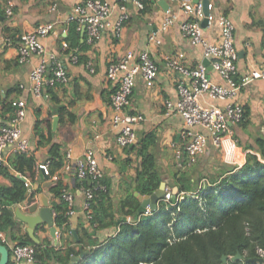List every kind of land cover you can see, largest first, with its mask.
<instances>
[{"label":"crops","instance_id":"1","mask_svg":"<svg viewBox=\"0 0 264 264\" xmlns=\"http://www.w3.org/2000/svg\"><path fill=\"white\" fill-rule=\"evenodd\" d=\"M11 1L13 4L11 17L6 16V6L0 1V123L8 120V114L3 113V102L7 104L15 99H23L26 102V114L20 123V129L22 136L30 143V154L28 156H33L35 160L31 171L32 178L31 180L26 179L31 188L38 185L34 195L42 192L48 197L53 216V205L63 200V198L62 195L61 197L54 196L52 188L60 185L62 194L65 192L71 196V205H68L65 201L73 212L68 217L70 232L71 229H75L76 233V228L80 222L85 226L88 225L86 223L87 216L83 211L85 199L83 190L87 186L83 182L85 181L89 185L93 183L91 179L78 178L73 169L63 167L64 154L67 150L71 151L74 158L82 157L83 152L87 149L94 151V156L102 172V178L109 182V191L115 206L126 193L128 184L126 181L134 177L135 169L139 164L135 150L129 151L127 147L119 148L116 145L117 130L109 124L112 112L109 106L110 88L105 81L106 67L108 62L118 60L126 51L137 53L147 50L158 67L157 78L151 88H146L141 77L137 76L127 112L140 116L135 128L136 142L143 132H156L158 138L151 151L162 173L163 181L170 184L172 189L176 188L173 183L174 175L178 174L179 176L183 171L192 169L200 160H206L205 162L209 165L211 174L228 169L229 165L226 166L222 163V161L228 159L223 148L214 149L209 147L208 151L199 156L192 164H188L189 158L185 153H181L179 157L176 156V150L183 149V141L180 137L183 122L177 114L166 115L163 103L165 100L175 99V83L178 76L166 70L165 57L182 54L180 62L186 67L194 68L198 64L207 66L202 48L193 45L180 32L179 25L186 19L180 8L181 0H150L152 11L146 14H139V10L135 8L134 4L128 1L125 5L128 8L130 18L125 22L120 38H114L111 34L103 35L100 40L93 44L86 42V49L78 51L77 48H73L69 52L61 50V44L67 35L69 26L66 22V16L72 6L79 0ZM104 1L112 5L109 17L111 22H116L120 14L118 6L120 0ZM209 1L214 4L215 15H225L234 26L233 38L237 53L235 62L236 78L252 69L263 67L264 0ZM53 5L54 8H52ZM166 12L175 13L177 23L166 33L157 32V37L161 39L160 46L150 45L147 39L148 35L157 31ZM43 23L54 24L52 33L41 39L46 53L47 55L55 54L64 62L70 81L65 85H57L50 90L44 88L40 96H35L30 90L28 76L39 63V57L32 56L27 63L20 64L17 61V46L19 37L23 32ZM199 24L204 30V37L208 41H216V27L214 25L208 27L206 24L201 25V21ZM81 36L83 35L81 34ZM70 53L85 57L86 62L72 64L67 59ZM87 64L90 65V68H87ZM207 74L215 82L222 83V80L213 70L207 68ZM72 100H75V103L73 106H69L68 103ZM233 101L240 103L243 110L248 113V124L243 129L239 125L233 128L234 137L238 141V155L232 161L233 165L239 166L245 158L246 150L244 147L246 145L254 146V138L264 136V80L257 79L242 87ZM214 103L224 106L227 102ZM89 104H94L95 107L86 109ZM61 106H66L69 111L76 114L77 119L73 124L60 123L58 109ZM54 118H57V123L53 128ZM36 127L44 136V140L41 142L39 136L36 135ZM252 135L253 139L251 138ZM4 155V166L7 168V172L14 174L7 161V158L11 157L12 154L6 152ZM41 161L48 163L51 174L58 177L57 181L52 182L49 179L48 181L51 184L46 183L43 175L40 172H35V164ZM57 162L60 163L59 168H56L55 163ZM14 175L17 176V174ZM190 177L189 182L180 180L186 194L195 192L194 190L202 184L205 178L198 175H190ZM0 186H10L8 178L1 173ZM133 193L137 198L143 196L136 191ZM15 207H19L22 211L26 210L28 214H36L39 210L37 202L31 203L26 209L24 203L23 206L16 203L9 207L10 214ZM1 212L2 208L0 214ZM11 215L15 224L14 227L6 230L0 229L7 240L6 243L0 241V244L4 245L8 251L11 244L20 243L27 235L26 225L13 214ZM76 215L77 218L74 219L75 225L73 228L71 218ZM56 228L55 244L46 225L38 226L35 230V236L39 240L38 243L45 241L56 247L66 246L67 238L62 241L59 238L60 229L57 226ZM112 231V229L101 230L98 231V235L103 238ZM64 236L67 237L66 234ZM71 236H73L72 233Z\"/></svg>","mask_w":264,"mask_h":264},{"label":"trees","instance_id":"2","mask_svg":"<svg viewBox=\"0 0 264 264\" xmlns=\"http://www.w3.org/2000/svg\"><path fill=\"white\" fill-rule=\"evenodd\" d=\"M140 2L143 7L139 14L152 11L150 0ZM68 25L63 39L68 46L65 52L86 49L85 37L81 36L77 24ZM78 62L85 63V57L78 56ZM74 103L72 100L68 105ZM2 104L3 113L9 119L14 108L10 102ZM58 110L60 123L76 121V114L66 106ZM247 118L248 113L243 110L237 125L243 129L248 124ZM35 132L40 142L43 141L44 136L37 127ZM157 138L155 131L143 132L136 144L127 147L129 151L135 150L139 164L134 177L126 181V193L117 206L112 202L105 178L100 180L104 189H94L93 184L83 182L93 196L89 213H85L88 225L80 222L75 237L71 236L68 221L72 209L63 200L53 205L54 223L60 229L59 238L62 241L67 238L66 246L56 247L45 241L36 244L27 235L20 243L34 247L40 264H258L245 259L259 257L264 264V136H256L254 146L244 147L246 153L241 165L203 176L206 183L195 192L184 193V186L180 184V180L190 181L188 172L175 174L176 192L170 200H159L154 210L145 213L140 211V202L133 192L150 196L163 181L151 151ZM7 161L14 174L31 180L33 156L14 153ZM55 165L60 167L59 162ZM0 173L10 181V186H0V229L6 230L15 225L9 207L25 199L27 186L9 174L4 164H0ZM52 192L61 197V186L52 188ZM105 229L113 231L100 238L98 231ZM237 254L240 258L233 259Z\"/></svg>","mask_w":264,"mask_h":264},{"label":"built area","instance_id":"3","mask_svg":"<svg viewBox=\"0 0 264 264\" xmlns=\"http://www.w3.org/2000/svg\"><path fill=\"white\" fill-rule=\"evenodd\" d=\"M0 1L6 6V16L11 17L12 1ZM128 1H131L137 10L143 7L140 0H120L119 17L116 22H111L109 17L112 11L111 4L104 0H79L67 14L66 22L76 23L77 28L84 31L83 35L88 44H93L103 35L108 34L120 38L124 24L130 18L125 5ZM180 8L186 16L179 25L180 32L193 45L202 48L207 66L198 64L194 68L186 67L180 62L182 54L165 57L166 70L178 76L175 83V99H168L163 103L166 115L177 114L183 122V129L180 132L183 149L176 150V156L185 153L189 158L188 164H192L199 156L206 153L209 147H212L223 148L226 157L232 161L238 155V141L234 137L233 128L241 121L243 115L242 105L233 100L242 87L257 79L264 80V66L252 69L236 78L237 53L234 47V26L230 19L223 14L215 15L214 4L209 0L206 5L202 0L196 3L192 0H181ZM204 19L207 27L212 25L216 27V41L211 42L204 37V30L199 24ZM176 21L175 13L166 12L157 31L148 35V43L160 46L161 39L157 37V32L166 33L177 23ZM53 29V23H43L23 32L19 37L17 61L24 64L32 56L39 57V63L28 76L30 90L35 96H40L44 88L65 85L70 81L64 62L55 54L47 55L41 42V39L51 34ZM67 49V43L63 41L61 50ZM67 59L72 64L78 63V56L75 53H70ZM87 65V68H90V65ZM207 68L219 76L222 80L221 84L207 74ZM157 74L158 67L147 50L137 53L126 51L118 60L108 62L105 81L110 88L109 106L112 113L109 124L117 130L115 143L119 148L132 146L136 142L135 128L140 116L128 113L127 109L130 107V96L137 76L141 77L146 88H151ZM214 102L227 103L219 106ZM10 104L14 108V113L7 122L0 123V164H4L6 152L30 154V143L22 136L20 129V123L26 114V102L23 99H15ZM63 167L73 169L80 179H91L94 189H104L103 184L100 183L102 172L93 150L87 149L80 158H74L71 151L67 150L64 154ZM35 172H40L52 182L58 179L56 175L51 174L48 163L44 161L35 164ZM27 184L29 183L26 179L25 185ZM83 194L85 197L83 211L87 214L93 194L90 188H85ZM172 194V187L165 182L162 200L169 201ZM62 198L71 205L70 195L64 192ZM18 204L23 206V201ZM148 211H150L148 207L143 210L145 213ZM72 213L70 210L69 215ZM0 241L7 242L1 230ZM9 261L11 264H39L35 258L34 247L18 242L9 246Z\"/></svg>","mask_w":264,"mask_h":264},{"label":"water","instance_id":"4","mask_svg":"<svg viewBox=\"0 0 264 264\" xmlns=\"http://www.w3.org/2000/svg\"><path fill=\"white\" fill-rule=\"evenodd\" d=\"M199 0H193V2H198ZM208 0H202L203 4L206 5ZM206 24V20L201 21V25ZM83 30L81 31V34L83 35ZM95 105H87L86 109H92L94 108ZM57 123V118H54L52 127L54 128ZM20 181L26 182V178L17 174L16 176ZM43 179L46 183L51 184L49 182L48 177L43 176ZM27 193L26 197L23 200L24 207L25 209L30 206L31 203L37 202L38 204V212L36 214H28L25 211H22L19 207H15L12 211L11 214H13L20 222L26 225V232L28 237L30 238L31 241L34 243H38L39 240L35 236V230L38 226L44 224L48 228L49 235L53 238L55 244H56V232L57 228L54 224V216L51 212L50 206H49V199L48 197L40 192L36 195H34V192L38 189L37 186H33L31 188L30 184H27ZM164 186H165V181H162L159 184V187L150 195V196H138V199L140 200V211H143L146 207H148L150 210H154L156 208V204L159 200L162 199L163 193H164ZM176 192V188H173V193ZM137 195V194H136ZM77 218V215L71 218L72 221V227L74 228L75 225V220ZM71 233L75 237V229H71ZM235 258H240V255L237 254ZM223 261H225V258H222ZM246 262L248 261H255L258 264H263V259L261 257L259 258H253L251 260L245 259ZM9 262V251L8 249L0 244V264H8Z\"/></svg>","mask_w":264,"mask_h":264},{"label":"rangeland","instance_id":"5","mask_svg":"<svg viewBox=\"0 0 264 264\" xmlns=\"http://www.w3.org/2000/svg\"><path fill=\"white\" fill-rule=\"evenodd\" d=\"M251 133H253V131H251ZM253 139V135L251 137ZM226 160V159H225ZM206 161V160H205ZM205 161H202L200 160L192 169L190 170H186V172H188L189 175H194V176H210L212 175L209 170H210V167L209 165L205 162ZM211 162H214V161H211ZM223 164H225L226 166H231L233 165V161H230L229 159H227L226 161H222ZM207 164V165H206ZM206 172V174H205ZM204 183H206V179L204 178V180L202 181V184L203 185Z\"/></svg>","mask_w":264,"mask_h":264}]
</instances>
